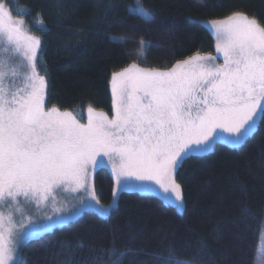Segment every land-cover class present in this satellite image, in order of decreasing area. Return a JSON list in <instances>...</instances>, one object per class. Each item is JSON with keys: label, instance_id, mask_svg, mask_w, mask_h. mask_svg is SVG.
<instances>
[{"label": "snow or ice", "instance_id": "1", "mask_svg": "<svg viewBox=\"0 0 264 264\" xmlns=\"http://www.w3.org/2000/svg\"><path fill=\"white\" fill-rule=\"evenodd\" d=\"M133 7L151 21L140 0ZM23 25L0 0V40L10 46L5 51L15 64L0 61V264L16 259V231L21 240L38 239L93 206L89 201L100 217L108 216L89 172L104 158L111 165L114 198L158 187L179 207L183 196L175 172L184 160L218 143L238 146L264 120V26L243 13L210 22L218 55L196 53L166 69L133 62L114 72L112 115L89 106L87 123L71 111L46 107V79L37 71L41 39ZM57 190L84 197L65 213ZM22 201L33 204L43 221L29 215L17 223L14 212H22ZM49 204L51 215L45 211Z\"/></svg>", "mask_w": 264, "mask_h": 264}, {"label": "trees", "instance_id": "2", "mask_svg": "<svg viewBox=\"0 0 264 264\" xmlns=\"http://www.w3.org/2000/svg\"><path fill=\"white\" fill-rule=\"evenodd\" d=\"M3 2L17 3L26 21H43L37 71L45 76L50 107L73 114L89 106L111 113L112 74L133 62L170 68L196 53L213 54L216 40L205 22L243 13L264 26V0H140L152 16L147 22L135 14L137 0ZM95 177L105 208L114 179L105 168ZM177 179L181 208L153 195L122 193L108 216L87 211L28 240L17 264H112L122 252L128 254L121 264H257L264 236V120L241 146L218 143L184 160Z\"/></svg>", "mask_w": 264, "mask_h": 264}, {"label": "rangeland", "instance_id": "3", "mask_svg": "<svg viewBox=\"0 0 264 264\" xmlns=\"http://www.w3.org/2000/svg\"><path fill=\"white\" fill-rule=\"evenodd\" d=\"M8 7L11 9V11L13 12V14L15 16H25V14H26L25 11L21 7H19L17 5V3H15V2H10ZM210 22L211 21L205 22V25L209 29V31L211 32V34L214 36V34L212 32V29L210 27ZM32 25H33V28L36 30L37 33L42 34V33L45 32V26H44L43 23L41 24V22H40V20L38 18H34V20L32 22ZM214 38H215V36H214ZM9 47L10 46H8L4 41L0 40V61H3L4 63H7L9 65V67H15V64L13 63V61L11 59H9V57L12 56L11 55V51H5V49H9ZM202 55H204V54H202ZM211 55H218V54L216 52H214ZM222 62H223L222 61V58H219L217 60V63H222ZM161 69H166V68H161ZM39 71L43 75L46 74L45 67L41 63V61L39 62ZM45 98H47V90H46ZM84 112H85V110L82 109V108H77L74 111L75 116L77 117L78 120H80L81 123H83V122L86 123V119L87 118L84 117ZM109 114L112 115V109H111V113L109 112ZM259 122L260 121H258V123H257V127L259 125ZM257 127H256V129H257ZM221 144H225V145H227L229 147H234V148L239 147V146L242 145V144H240L238 146H233V145H229V144H226V143H221ZM98 168H105V169H107L110 172L111 176L113 177L112 171H111V165L107 162V158H104V164L103 165H99L98 164V166L95 168V170H92L90 168L89 169V172H90V181H91L92 185L94 186L95 191H96V183H95V180H94V175H95V172H96V170ZM179 168L180 167H178L177 170H176V172H175V180H176V183L177 184H179L178 179H177V173H178ZM114 187H115V183H114ZM180 188H181V186H180ZM181 191H182V188H181ZM96 193H97V196H98V192L97 191H96ZM128 193H131V192H128ZM136 193H139L141 195L143 194V195H153V196H156L159 199H161V201H163L165 204H168V205H172L174 207H177L175 203H169V201L165 198V194L162 191H160L158 189V187H157L156 191L151 192V193H140V192H136ZM54 195L56 197L57 204L58 205L59 204H63L64 205V212L65 213L68 212V211L73 210L74 207H77L79 205L80 199L84 197V193L83 192H80V193H70V192H65L63 190H57L54 193ZM119 196L118 197H115V198L112 197L111 203L108 206H106L105 209H107L109 211L110 208H113L115 206V204H116L117 199L119 198ZM182 196H183V193H182ZM89 203L92 204L93 206L87 207L86 210L96 211V210H94V209H96V206H95L94 202L89 201ZM182 204H183V202H182ZM20 207L22 209V212H14V220L17 223H19L22 219H24V217L29 216V215L32 216V218H33L34 221H38V222L43 221V219H44L43 216L40 213L36 212L35 206L33 204L24 203L22 201ZM181 207H182V205H180L178 208H181ZM45 211L49 215L52 214V212H51V204H49V207L47 209H45ZM58 226H60V225H57L55 227H58ZM13 239H14V242H15V245H16V252H17V256H16V259H14L13 264H17L18 263V260H19V257H20L21 247L28 240H21L19 231H16L15 232V235H14ZM257 264H264V236H263L262 244H260V248H259V251H258V261H257Z\"/></svg>", "mask_w": 264, "mask_h": 264}, {"label": "flooded vegetation", "instance_id": "4", "mask_svg": "<svg viewBox=\"0 0 264 264\" xmlns=\"http://www.w3.org/2000/svg\"><path fill=\"white\" fill-rule=\"evenodd\" d=\"M13 13V12H12ZM13 16L14 17H17V18H19V19H22L23 21H24V25H23V27L26 29V30H28L29 32H30V34H32V35H35V36H39V33H37L36 32V30L33 28V25H32V21H26L23 17L24 16H15L14 14H13ZM11 55H13L12 53H11ZM9 57V56H8ZM45 103H46V107H50V105H49V103H48V101H47V98H45ZM109 116H111V114L109 115ZM84 117H86L87 119H88V112H87V110H85V112H84ZM87 119H86V123H87ZM84 123V122H83ZM98 169H100V168H98ZM98 169L96 170V172H95V175H94V180L96 179V174H97V171H98ZM96 191H97V188H96ZM98 199H99V197H98ZM100 206H102L103 207V205H101V203H100ZM94 210H96V209H94ZM87 211H92V210H86V212ZM96 212V211H95Z\"/></svg>", "mask_w": 264, "mask_h": 264}, {"label": "crops", "instance_id": "5", "mask_svg": "<svg viewBox=\"0 0 264 264\" xmlns=\"http://www.w3.org/2000/svg\"><path fill=\"white\" fill-rule=\"evenodd\" d=\"M85 212H86V208H83V209H81L80 214L85 213Z\"/></svg>", "mask_w": 264, "mask_h": 264}]
</instances>
